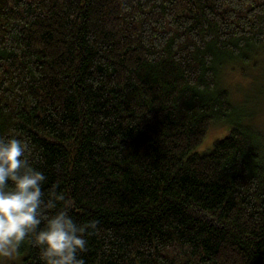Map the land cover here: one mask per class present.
I'll return each mask as SVG.
<instances>
[{"label": "trees", "instance_id": "16d2710c", "mask_svg": "<svg viewBox=\"0 0 264 264\" xmlns=\"http://www.w3.org/2000/svg\"><path fill=\"white\" fill-rule=\"evenodd\" d=\"M262 50L264 0H0V137L98 222L85 264H264V133L220 86Z\"/></svg>", "mask_w": 264, "mask_h": 264}, {"label": "clouds", "instance_id": "9594fccd", "mask_svg": "<svg viewBox=\"0 0 264 264\" xmlns=\"http://www.w3.org/2000/svg\"><path fill=\"white\" fill-rule=\"evenodd\" d=\"M29 145L17 136L0 137V264H6L32 237L42 264H85L87 235L98 222L78 223L68 208L58 207L65 196L53 189L45 199V174L29 164Z\"/></svg>", "mask_w": 264, "mask_h": 264}, {"label": "rangeland", "instance_id": "374dc122", "mask_svg": "<svg viewBox=\"0 0 264 264\" xmlns=\"http://www.w3.org/2000/svg\"><path fill=\"white\" fill-rule=\"evenodd\" d=\"M220 86L230 94L242 123L264 133V50L251 54L247 64L233 63L228 66L221 73ZM228 131L226 124H213L196 153L209 151ZM6 264H21V259L16 254Z\"/></svg>", "mask_w": 264, "mask_h": 264}]
</instances>
